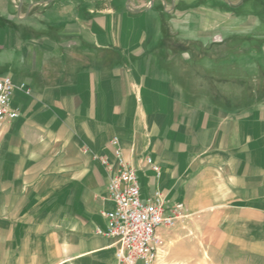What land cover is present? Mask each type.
Returning a JSON list of instances; mask_svg holds the SVG:
<instances>
[{
  "label": "crops",
  "instance_id": "0c3cea01",
  "mask_svg": "<svg viewBox=\"0 0 264 264\" xmlns=\"http://www.w3.org/2000/svg\"><path fill=\"white\" fill-rule=\"evenodd\" d=\"M5 76L8 264H117V149L188 222L264 212V0H0Z\"/></svg>",
  "mask_w": 264,
  "mask_h": 264
},
{
  "label": "built area",
  "instance_id": "2783aa9c",
  "mask_svg": "<svg viewBox=\"0 0 264 264\" xmlns=\"http://www.w3.org/2000/svg\"><path fill=\"white\" fill-rule=\"evenodd\" d=\"M15 86L10 76L0 78V123L20 115L11 106ZM113 143L117 144L118 139L114 138ZM116 155L121 168L108 184V196L116 207L104 212L107 227L97 232L114 240L117 264H160L172 229L190 214L183 203L169 206L158 193L155 197L142 198L135 170L126 164L119 149ZM102 161L108 164L105 158Z\"/></svg>",
  "mask_w": 264,
  "mask_h": 264
},
{
  "label": "rangeland",
  "instance_id": "374dc122",
  "mask_svg": "<svg viewBox=\"0 0 264 264\" xmlns=\"http://www.w3.org/2000/svg\"><path fill=\"white\" fill-rule=\"evenodd\" d=\"M244 208L229 213L240 217L202 212L193 222H180L167 239L160 264H264V212ZM7 254L0 251V264L11 262Z\"/></svg>",
  "mask_w": 264,
  "mask_h": 264
}]
</instances>
